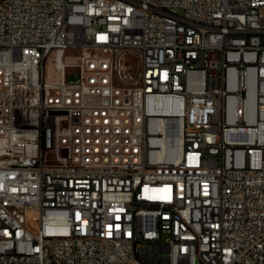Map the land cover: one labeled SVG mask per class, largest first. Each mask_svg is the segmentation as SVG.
I'll return each mask as SVG.
<instances>
[{
	"label": "built area",
	"instance_id": "1",
	"mask_svg": "<svg viewBox=\"0 0 264 264\" xmlns=\"http://www.w3.org/2000/svg\"><path fill=\"white\" fill-rule=\"evenodd\" d=\"M0 264H264V0H0Z\"/></svg>",
	"mask_w": 264,
	"mask_h": 264
}]
</instances>
